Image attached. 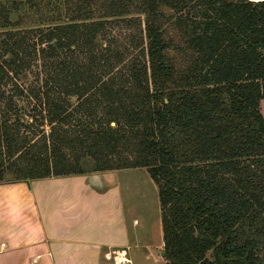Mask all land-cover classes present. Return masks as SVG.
I'll return each mask as SVG.
<instances>
[{
	"label": "trees",
	"instance_id": "16d2710c",
	"mask_svg": "<svg viewBox=\"0 0 264 264\" xmlns=\"http://www.w3.org/2000/svg\"><path fill=\"white\" fill-rule=\"evenodd\" d=\"M261 106L264 0H0V183L146 169L165 264H264Z\"/></svg>",
	"mask_w": 264,
	"mask_h": 264
},
{
	"label": "crops",
	"instance_id": "0c3cea01",
	"mask_svg": "<svg viewBox=\"0 0 264 264\" xmlns=\"http://www.w3.org/2000/svg\"><path fill=\"white\" fill-rule=\"evenodd\" d=\"M118 172L0 187L3 207L17 201L11 208L24 212L31 204L39 236L26 228L17 239L14 218H1L0 264H165L163 241L153 247L137 239L134 218L128 225Z\"/></svg>",
	"mask_w": 264,
	"mask_h": 264
},
{
	"label": "rangeland",
	"instance_id": "374dc122",
	"mask_svg": "<svg viewBox=\"0 0 264 264\" xmlns=\"http://www.w3.org/2000/svg\"><path fill=\"white\" fill-rule=\"evenodd\" d=\"M32 16L34 18V15ZM23 104L26 103H20L22 106ZM260 111L264 117L263 106H261ZM84 170L90 172L92 170L91 164L84 165ZM118 174L117 177L122 188V199L128 225L131 224V220L134 218L138 224L136 227L137 239L151 241L153 247L157 246L162 240L157 185L151 179L146 169L121 170ZM10 180L11 177L6 175L4 177V182L0 183V187L27 183L21 181L12 182ZM0 200L3 201V199ZM16 203L18 202L11 203V207L16 205ZM2 205L4 206L0 201V219L2 218V221H5V217L8 218V220L9 218H14L9 222H12L10 223V228L13 229L17 239L18 237L20 239L22 238L21 230L26 228L32 233L30 238L34 236V240L39 239L36 231V221L30 210V203L29 205L28 203L26 204L27 207L25 206L24 212L11 208L10 203H7L5 207ZM20 207H22V205Z\"/></svg>",
	"mask_w": 264,
	"mask_h": 264
},
{
	"label": "built area",
	"instance_id": "2783aa9c",
	"mask_svg": "<svg viewBox=\"0 0 264 264\" xmlns=\"http://www.w3.org/2000/svg\"><path fill=\"white\" fill-rule=\"evenodd\" d=\"M114 261H115V262H120V261H117L116 258H114Z\"/></svg>",
	"mask_w": 264,
	"mask_h": 264
},
{
	"label": "water",
	"instance_id": "95a60500",
	"mask_svg": "<svg viewBox=\"0 0 264 264\" xmlns=\"http://www.w3.org/2000/svg\"><path fill=\"white\" fill-rule=\"evenodd\" d=\"M114 124H112V126H113Z\"/></svg>",
	"mask_w": 264,
	"mask_h": 264
}]
</instances>
